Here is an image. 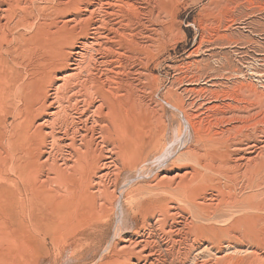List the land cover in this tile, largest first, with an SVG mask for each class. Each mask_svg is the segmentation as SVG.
<instances>
[{"label":"bare ground","instance_id":"bare-ground-1","mask_svg":"<svg viewBox=\"0 0 264 264\" xmlns=\"http://www.w3.org/2000/svg\"><path fill=\"white\" fill-rule=\"evenodd\" d=\"M180 2L0 0V264L123 228L100 264L264 261V72L195 119L149 71Z\"/></svg>","mask_w":264,"mask_h":264},{"label":"rangeland","instance_id":"rangeland-1","mask_svg":"<svg viewBox=\"0 0 264 264\" xmlns=\"http://www.w3.org/2000/svg\"><path fill=\"white\" fill-rule=\"evenodd\" d=\"M174 14L175 34L170 38L167 32L163 48L150 58L149 71L159 76L163 85L167 83L166 88L170 85L177 89L185 110L199 120L211 114L208 107L218 103L210 99L211 92L234 89L245 83L242 73L247 74V71L264 72V0H251V3L248 0H181ZM9 52L6 58L10 63L23 65L31 60V55L24 57L28 53L21 44L12 46ZM19 52L24 53L23 56ZM163 93L164 90L161 95ZM179 137L184 140L178 132L170 139L174 141ZM127 233L125 228L115 235L114 230L110 234L70 233L65 244L53 246L49 243V246L55 253L54 258L59 262L63 260L61 264H77L81 259L86 264H100L101 258L108 254L111 242ZM249 248L241 247L236 253L244 258L243 264L252 259L248 255ZM231 251L227 247L221 250L223 253ZM260 251L264 255V245ZM71 255L77 256L76 259L73 260Z\"/></svg>","mask_w":264,"mask_h":264}]
</instances>
